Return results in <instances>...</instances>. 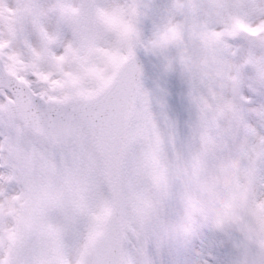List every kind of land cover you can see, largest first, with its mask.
<instances>
[{
    "label": "rangeland",
    "instance_id": "obj_1",
    "mask_svg": "<svg viewBox=\"0 0 264 264\" xmlns=\"http://www.w3.org/2000/svg\"><path fill=\"white\" fill-rule=\"evenodd\" d=\"M179 42L175 28L167 37H143L137 0H0V62L47 100L97 94L131 54L185 82L187 117L178 122L162 96L140 80L122 165L125 264L134 255L176 264L194 238L207 231L225 234L228 223L264 253V197L250 199L237 180L239 160L223 162L214 134L205 131L203 113L212 104L200 90L203 66L176 50L164 58ZM109 207L90 139L82 136L67 150L52 148L10 120L0 96L5 259L27 219L39 216L63 226L71 264H93L91 241L103 231ZM232 249L238 264H246V253Z\"/></svg>",
    "mask_w": 264,
    "mask_h": 264
},
{
    "label": "snow or ice",
    "instance_id": "obj_2",
    "mask_svg": "<svg viewBox=\"0 0 264 264\" xmlns=\"http://www.w3.org/2000/svg\"><path fill=\"white\" fill-rule=\"evenodd\" d=\"M139 28L143 37H167L175 28L176 51L202 65L201 94L217 109L211 127L223 162L239 160L237 180L250 199L264 197V0H140ZM135 83L130 67L108 99L116 105ZM141 83L162 96L170 117H187L184 80L161 72L154 61H143ZM228 109V110H224ZM17 241L0 264H71L70 237L63 226L39 216L27 219ZM53 232L55 233L53 235ZM246 264H264V253L249 250ZM164 264L145 256L131 264ZM176 264H238L225 234L201 233Z\"/></svg>",
    "mask_w": 264,
    "mask_h": 264
},
{
    "label": "water",
    "instance_id": "obj_3",
    "mask_svg": "<svg viewBox=\"0 0 264 264\" xmlns=\"http://www.w3.org/2000/svg\"><path fill=\"white\" fill-rule=\"evenodd\" d=\"M140 3V0H138ZM140 17V14H139ZM135 70V83L120 101L110 106L109 97L120 80L121 74L128 68ZM4 71L0 67V74ZM141 64L136 57H130L112 85L97 97L66 104L44 103L33 96L34 101H7V112L11 118L19 119L27 130L43 137L53 146L66 148L72 145L82 133L88 134L99 154L106 183L112 200V209L107 221L106 233L99 237L94 245L96 264H121V236L114 230L119 225L120 166L124 154L127 131L134 109L137 84L140 79ZM31 106V107H30ZM36 108L39 112L34 111ZM228 110V109H224ZM221 109L212 107L206 114L207 128L212 131L213 113ZM232 244L238 249L252 250L241 235L231 226L226 228ZM110 242H106L109 241Z\"/></svg>",
    "mask_w": 264,
    "mask_h": 264
},
{
    "label": "bare ground",
    "instance_id": "obj_4",
    "mask_svg": "<svg viewBox=\"0 0 264 264\" xmlns=\"http://www.w3.org/2000/svg\"><path fill=\"white\" fill-rule=\"evenodd\" d=\"M169 49H172V47H169ZM174 50H176V49H173V50H169V51H167L166 52V55L164 54V58L166 59V60H168V59H171L172 58V53L173 52H175ZM80 95H76V96H74V97H79ZM34 152H37L36 150L34 151Z\"/></svg>",
    "mask_w": 264,
    "mask_h": 264
}]
</instances>
